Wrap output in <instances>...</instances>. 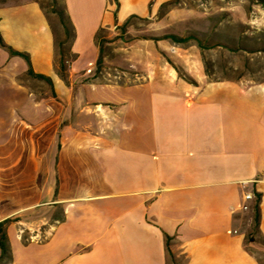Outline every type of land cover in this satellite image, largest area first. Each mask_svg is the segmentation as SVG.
Here are the masks:
<instances>
[{
    "label": "crops",
    "instance_id": "crops-1",
    "mask_svg": "<svg viewBox=\"0 0 264 264\" xmlns=\"http://www.w3.org/2000/svg\"><path fill=\"white\" fill-rule=\"evenodd\" d=\"M176 1L63 0L75 36L67 83L42 8H0L3 42L55 91L33 103L15 89L19 105L0 106L6 264H264L263 80L201 90L84 81L99 76L103 34ZM3 58L10 79L28 73L24 60Z\"/></svg>",
    "mask_w": 264,
    "mask_h": 264
},
{
    "label": "rangeland",
    "instance_id": "rangeland-1",
    "mask_svg": "<svg viewBox=\"0 0 264 264\" xmlns=\"http://www.w3.org/2000/svg\"><path fill=\"white\" fill-rule=\"evenodd\" d=\"M28 3H37L47 15L58 53L66 36L55 11H63V0H57V5L53 0H0V8ZM204 19L214 26L203 28ZM101 44V73L93 80L84 79L94 85L157 84L201 90L209 81L233 78L251 87L257 76L264 82V0H183L152 20H132L124 29L114 28L101 36ZM71 48L70 40L65 47L68 61ZM3 52L0 46V106L19 105L22 100L15 89H26L33 103L54 98V85L27 74L10 79Z\"/></svg>",
    "mask_w": 264,
    "mask_h": 264
},
{
    "label": "trees",
    "instance_id": "trees-1",
    "mask_svg": "<svg viewBox=\"0 0 264 264\" xmlns=\"http://www.w3.org/2000/svg\"><path fill=\"white\" fill-rule=\"evenodd\" d=\"M53 1L57 5V0H53ZM180 1L181 0H177L176 2H174V4H176ZM170 5H173V4H170ZM167 6H169V5H167ZM55 15L58 16V18L61 22L62 29L64 31V35L66 36V40L58 45L59 52L56 53V65L58 66V71H59L60 77L62 78V80H64V82L67 83V72H68V65H69L70 61H68L66 58L65 47H66V45L69 44L70 40H71V42H73L75 36H74V32H73L71 22H70L68 16L66 15L65 7H63V11H55ZM129 23L130 22H128L124 27H126ZM124 27L118 28V29H124ZM54 35H56L55 32H54ZM100 41H101V37H100ZM0 46L3 50L8 52V54L11 57L20 58L26 62V64L28 65V69H29L27 75L30 78H32L34 80L41 81V82H46L50 86H53L52 81L50 79H48L45 76L36 75L34 73V71L32 69V65H31V61H30V58L28 55L18 53L16 51H14L13 49H11L10 47L6 46L5 43L3 42L1 36H0ZM100 49L102 50V44L101 43H100ZM101 64H102V54L100 57V62L98 63L97 75H99L101 73ZM10 224H11V221H7V222L0 224V249L2 250V257L0 258V264L10 263V261H11V251H10L9 239H8V234H7V227ZM254 224H255V227L259 226V215H256V217L254 219Z\"/></svg>",
    "mask_w": 264,
    "mask_h": 264
},
{
    "label": "built area",
    "instance_id": "built-area-1",
    "mask_svg": "<svg viewBox=\"0 0 264 264\" xmlns=\"http://www.w3.org/2000/svg\"><path fill=\"white\" fill-rule=\"evenodd\" d=\"M118 29V28H117ZM254 200V196L252 194H246L244 197V206H243V212H248L250 210L249 203Z\"/></svg>",
    "mask_w": 264,
    "mask_h": 264
}]
</instances>
